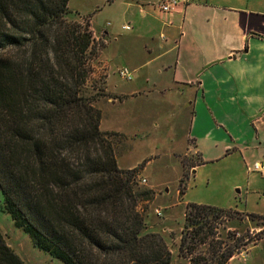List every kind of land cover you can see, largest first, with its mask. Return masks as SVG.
<instances>
[{
    "label": "trees",
    "instance_id": "16d2710c",
    "mask_svg": "<svg viewBox=\"0 0 264 264\" xmlns=\"http://www.w3.org/2000/svg\"><path fill=\"white\" fill-rule=\"evenodd\" d=\"M68 3L0 0L4 210L35 247L63 264H226L262 235L211 239L214 224L237 211L187 203L175 261L162 235L147 230L140 204L156 191L139 185V165L119 167L114 141L125 151L124 134L101 129V110L87 94L101 44ZM0 264H25L1 232Z\"/></svg>",
    "mask_w": 264,
    "mask_h": 264
},
{
    "label": "crops",
    "instance_id": "0c3cea01",
    "mask_svg": "<svg viewBox=\"0 0 264 264\" xmlns=\"http://www.w3.org/2000/svg\"><path fill=\"white\" fill-rule=\"evenodd\" d=\"M132 1L108 0L110 12L122 14V5L138 8L144 18L152 9L159 12V42L144 28L147 40L141 50L123 45L109 20L100 26L94 15H85L108 38L101 62L108 66L105 90L111 97L99 107L101 129L124 134V153L150 148L147 158L127 168L118 158L119 167L130 169L145 161L144 173L158 158L164 171L180 164L181 179L185 169L180 155L190 157L187 175L205 162H225L226 175L248 177L233 184L244 208L219 200L203 204L264 216V172L254 186L261 208L247 209L251 191L245 190L255 183L248 176L249 164L264 162V0H191L169 14L158 10L157 0ZM120 67L132 72L131 81L115 73ZM196 157L201 164L192 163ZM262 230L256 243L226 264H264V226ZM248 251L253 253L243 262L240 258Z\"/></svg>",
    "mask_w": 264,
    "mask_h": 264
},
{
    "label": "rangeland",
    "instance_id": "374dc122",
    "mask_svg": "<svg viewBox=\"0 0 264 264\" xmlns=\"http://www.w3.org/2000/svg\"><path fill=\"white\" fill-rule=\"evenodd\" d=\"M130 1L135 3V1ZM68 5L73 11L72 18L83 23L88 22L91 30L100 39V50L98 51L97 57L92 61L93 73L88 82L87 94L88 96L94 97L92 102L95 107H104L105 105L103 104L111 97V94L105 90L107 86L108 66L107 64L103 66V63L101 62V51L106 46L107 42H105V40H108V38L104 37V35L97 29H93L91 17L85 15L89 13L94 15L97 24L100 26H102L105 21L109 20V23L107 24L113 26L116 35L119 37V40H121L123 45L127 47L133 45L141 50L144 42L147 40L143 37V34H141V32L143 33L142 29L144 28H150L152 30L151 37L154 38V41L157 40L159 42V12L152 9V14L144 18L139 13L138 8H126V6L122 5L121 7L124 12L120 15H115L113 12H110L113 6L108 0H69ZM118 5H120V3L115 6L117 9L119 7ZM123 24H127L129 29L121 28ZM132 63L133 62L129 61V67L131 68L134 66ZM115 73L117 74V69L115 70ZM114 144L117 154L121 153L118 155V158L120 166L124 168L129 167L139 158H143L144 156L147 158L150 154V148L148 145H145L140 151L132 153L127 151V153H124L123 146L120 145L119 142L114 141ZM180 156L182 163L183 159L186 160V162L190 159V157H187L184 154ZM197 159V157L196 159H192V163L197 161ZM140 160L142 161V159ZM224 163L225 162L221 161H208L201 164L199 169L195 168L194 173L192 171L189 172L188 175L187 171L189 169L187 166H184L185 173L183 174V177H181V179H184V184H182L184 187L181 185L182 180L179 179V176L181 175L180 164L177 166L178 168L175 166L172 169L164 171L161 167L162 161L156 158L155 161L147 165L144 173H142V170L145 161H142V163L139 164V171L137 174L139 185L146 187H150L151 185L155 187L153 189L156 191L153 200L148 203L140 204V206H145L146 208L144 218L147 230L162 235L169 245L172 252V259L174 261L178 258L177 251L180 242L179 237L181 236L187 203L199 204V202H201L200 204H203L206 201L213 202L219 200L220 203H229L233 207L238 205L239 207L241 206L240 208H244V204L241 203L239 197L236 198L239 196V193L233 184L234 180L237 178L243 177L244 179H247L248 177L244 173H237L231 176L227 173L226 175V172H229V168ZM249 165L251 166L253 163ZM220 172L222 173L219 174ZM185 174L187 175L186 177ZM248 176L250 180L253 177V182L255 183L248 187L245 186V190L249 188L250 190L248 191H251L247 209L251 210V208L255 207L261 208V205L259 204L262 202L260 191L255 190L254 187L256 183H258V179H260L259 172L250 171ZM143 179H145V182H143ZM183 188H185V194L181 193ZM227 194L230 195V198L227 197ZM155 208L161 209V216L156 214ZM247 215L248 214L245 212H239L232 216L225 215L221 217L214 224L216 227L214 229L215 234L211 236V239L216 241L227 240L228 233L230 236H233L232 233H235L236 237L239 234L248 233L249 236L253 237L256 234L263 232L262 226H264V219L249 220ZM241 217L245 219L243 222ZM0 232L6 239L7 244L22 258L25 264H63L58 258H55L48 252L35 247L31 237L14 225L10 214H8L3 208V194L1 189ZM208 246V244L203 246L200 245L196 251H205ZM244 250H241L240 253H243ZM245 253L242 254V258H240L243 262H246L253 252L248 251V253Z\"/></svg>",
    "mask_w": 264,
    "mask_h": 264
},
{
    "label": "built area",
    "instance_id": "2783aa9c",
    "mask_svg": "<svg viewBox=\"0 0 264 264\" xmlns=\"http://www.w3.org/2000/svg\"><path fill=\"white\" fill-rule=\"evenodd\" d=\"M191 0H157L156 7L161 13L169 14L174 11L175 8L180 6L187 5ZM123 28L129 29L128 25H124ZM93 36L97 42L100 41L99 38H96L95 33L93 32ZM117 74L121 79H124L126 81H131L133 79L132 72L126 68V67H120L117 69ZM249 170L251 171H257V172H264V162H254L252 167H249ZM143 182H145V179H143ZM155 212L157 215L161 216L162 211L160 208H155ZM259 232V231H258Z\"/></svg>",
    "mask_w": 264,
    "mask_h": 264
}]
</instances>
